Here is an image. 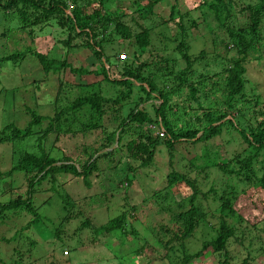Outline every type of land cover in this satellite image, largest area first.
Segmentation results:
<instances>
[{"label":"rangeland","instance_id":"1","mask_svg":"<svg viewBox=\"0 0 264 264\" xmlns=\"http://www.w3.org/2000/svg\"><path fill=\"white\" fill-rule=\"evenodd\" d=\"M255 1L257 0H234L235 3L230 8L232 15L242 19L244 14L238 10L240 6ZM121 2V6L125 7L130 0ZM115 4L119 3L114 1L112 7H115ZM203 5L202 0H160L152 7V16L146 22L152 25L159 18L167 20L170 7L174 6L173 19L167 20L169 22L164 24L165 28L152 27L154 44H161L160 39L156 37L162 32L169 38L174 37L178 31L174 23L180 18L185 27L187 51L192 55H196L199 50L204 51L203 59L195 63L193 78H197L200 71L208 73L207 75L218 71L220 66L225 64L227 57L234 56L231 45L228 44L227 50L222 45L228 41L224 28L227 20H224L221 27ZM124 9L127 12L125 23L131 30H136L135 23L141 22L137 13L133 12V7ZM68 11L69 9H66L65 14H68ZM17 16L14 9H0V58L9 57L0 62V129L7 123H12L19 129L24 128L31 119L30 112L46 117L32 123L31 134L24 139L16 138L12 142L0 143V171L8 170L18 154L24 151L35 154L43 151L47 157L53 159L69 158L79 169V165L90 159L92 154L106 150L99 147L103 137L99 127L80 130L81 132L78 131L74 135L63 131H52L45 136L41 134L53 110L60 109L74 98L77 92L75 85L92 81L95 77L91 74L72 76L67 68L57 72L52 69L43 72L35 53H41L46 59L68 62L72 67L81 66L86 69L98 67V61L91 51L81 46L67 48L63 45L68 33L67 23L58 26L51 19L39 26H26ZM235 18L230 17L229 21L233 22ZM191 22L195 23L191 25ZM206 22H210L211 32L207 31ZM70 43L76 45L80 44V41L75 38ZM102 46L104 53L111 55L109 58L118 60L117 68L121 66V59L125 57L129 60L128 57L132 53H139L130 41L118 44L112 40ZM173 46L174 43H169L166 53L171 51ZM260 47L262 54H253L243 64L245 82L242 94L234 99V109L228 111L229 117L242 113L241 124L248 121L257 124L264 120V42ZM148 50L138 56L140 60H148L156 53L161 54L156 49L150 52ZM16 52L21 53V57L12 56ZM177 64L182 66L180 60ZM205 65L210 66L209 69H205ZM133 93L136 94L135 91ZM183 94L184 92L175 96L170 104L176 103L177 106L185 107L187 114L182 116L180 107L168 110L167 117L173 121L175 127L184 125V119L192 123L193 116L201 114V110H190L188 103L182 102ZM200 103L203 107L207 106V100ZM189 106L196 108L194 103H189ZM146 108L149 110L148 106ZM106 114L107 117H104L102 123L106 127L114 128L116 122L112 120L113 114L111 111ZM75 120L78 122V118ZM132 137L134 133L130 130L126 132L121 141V149L115 150L107 157H98L96 168L84 179L82 175L75 176L60 170L54 173L53 184L48 177L43 180L31 199L39 216L37 222L29 225L26 223L32 217L30 212H6V219L0 221V261L5 264L17 261L19 264H168L162 257L169 255L168 260H178L180 264L183 255L200 251L199 256L191 258L187 264H216L217 258H221L218 255L222 253L213 252L210 246L202 248V245L215 238L220 220H223L228 228L233 227L234 233L232 232L228 243L225 244V252L228 256L234 255V264H239L245 253L251 256L248 264H264V230L258 228H264V222H256L253 226L252 221L260 220L241 206L246 203V199L242 202L241 194L234 200L232 195H227L230 190L225 189V186L230 184L234 190H240L245 188L247 183L236 179H242L240 176L222 174L212 166L206 168L207 176L203 177V174L194 169L190 170L189 166V158L193 154L200 155L206 145L217 150L211 161L230 162L245 147L235 131L227 128L205 143L199 142L193 146L182 141L174 146L170 162L164 146L159 143L151 163L145 167L139 166L137 160H131L124 151L123 144ZM36 143H39L41 148L38 149ZM114 147L113 143L107 149ZM263 165L264 151L252 162L255 176L260 175ZM230 166L226 167L230 169ZM170 171L181 173L190 180L194 179L196 194L191 199V190L183 183L169 185L166 190L170 192V197L167 194L165 199H160L158 194L153 193L160 191L163 194L162 187ZM125 179L128 183L130 181L129 185H126ZM3 181L10 183L12 187L4 189L0 186V201L12 199L16 195L22 198L26 196V185L20 172L14 171ZM210 185H213L215 193H208ZM222 193H225L230 205L241 213L242 221H237L228 210L223 214L219 212L218 198ZM260 196L259 194V199ZM243 198L244 196H241L242 200ZM261 203L257 200V208ZM192 204L196 208L197 224L190 230L188 237L175 239L164 247V241L174 232L178 234L182 230L176 213L186 210ZM254 209L256 214L258 209ZM123 212L128 214L125 227L129 232H125V236H118L117 231L98 234L94 232L96 226L105 224L108 219ZM66 213L69 217L66 222L61 223V218ZM173 216H176L177 221H171ZM84 220L88 222L82 226ZM24 226L26 227L22 228ZM153 233H157V239L152 237Z\"/></svg>","mask_w":264,"mask_h":264},{"label":"trees","instance_id":"2","mask_svg":"<svg viewBox=\"0 0 264 264\" xmlns=\"http://www.w3.org/2000/svg\"><path fill=\"white\" fill-rule=\"evenodd\" d=\"M114 1L119 4H115L116 6L112 7ZM159 1L130 0L125 7L121 6L123 4L121 0L0 1V9H14L18 15L17 17H19L18 19L26 26H39V24H46L51 19L58 26L67 23L68 33L63 40V45L67 48L81 46L91 51L99 64L98 67L92 69H86L81 66L72 67L68 62L46 59L41 53L33 52L42 65L43 72H47L49 69L57 72L60 69L67 68L72 76L91 74L92 77H95L92 81L75 85L77 87L76 95L67 105L53 110L52 115L47 118L46 127L43 129L41 136H45L52 131L55 133L63 131L74 135L80 130L86 131L99 127L103 132L99 147L106 149L99 154H92L90 159L79 165L80 170L76 167L75 162L69 158L53 159L47 157L43 151H39L38 154L25 151L19 153L8 170L0 171V186L4 189H10L12 185L3 180L5 177H10L14 171L20 172L26 185L24 192L26 196L22 198L20 195H16L12 199L7 198L4 201H0V221L6 219L8 212L16 211V214L20 212H30L32 214L31 219L26 221L28 225L29 223L37 222L39 216L32 205L31 199L34 192L37 191L38 185L47 177L53 184L54 173L60 170L75 176L82 175L84 179L96 168L98 157H107L115 150L121 149L122 138L129 130L134 133V137L123 144L124 151L131 160H137L139 166L145 167L151 163L155 148L159 143L164 146L168 162H170L176 144L182 141L191 146L199 142L205 143L218 136L223 130L230 128L244 142L245 147L242 151L236 154L230 162L211 161V158L216 156L217 150L206 145L200 155L193 154L189 158L190 170L194 169L205 177L207 176L206 168L212 166L217 172L222 174H228L231 177L233 175L242 177V179H236L241 183H247V186L240 190H234L233 185H226L225 189L230 190L227 195H232L234 200L241 194V196H244L243 200L240 196V200L244 202L246 199V203L241 206L250 213L252 212L251 214L260 220L252 221L251 224L253 226H255L256 222H264V165L258 177L254 175L251 167L253 160L259 158L264 151V120L257 122V124L250 121L246 124H241L242 113L231 117L228 115V111L234 109V99L241 97L242 94L245 82L243 78L245 66L243 64L253 54L258 56L262 54L260 45H263L264 42V0L248 2L240 6L238 10L244 14L242 19L235 18L231 13L230 8L235 3L234 0H202V4L205 5H203L204 9L212 14L221 27L224 24V20H227V25L224 28L228 41L222 43V45L225 50L228 49V44L231 45L234 56L227 57L225 64L220 66L218 71H213L209 75L200 71L197 78L192 77L195 74V63H199L203 59L204 51L199 50L196 55H192L187 51V43L184 36L185 27L182 25L180 18L174 23L178 30L174 37L169 38L165 32H162L156 37V39L161 40H159L161 44H154L155 36H152V27L162 26L165 28L164 24L173 19L174 12V6H171L167 19L169 21L159 18L152 25L146 24L149 17L152 16V7ZM129 7H133V12L137 13L141 21L140 23H135L134 27L136 30H131L130 26L125 23L127 12L124 8L130 9ZM66 9H69L68 14H65ZM230 17L235 18L233 22L229 21ZM194 23L191 22V25ZM206 24L207 31L211 32L210 22H206ZM75 38L79 39L80 44L74 45L70 43ZM112 40L117 41L118 44L130 41L139 50V53H132L128 57L129 60L125 57L121 59V66L117 68L118 60H112V57L109 58L111 55L105 54L102 46L103 43H108ZM169 43H174V46L171 51L166 53L169 49ZM154 49L159 50L161 54L156 53L152 57L153 59L150 58L148 60H140L138 57L145 51L148 50L150 52ZM14 55L21 57L19 52L12 54V56ZM8 58L1 57L0 62ZM179 60L182 62V66L177 64ZM213 65L215 64L213 63ZM209 67L208 65L204 66L205 69H209ZM183 92L182 102H187L190 110H201V114L194 115L191 120L192 123H189L188 119H184V125L175 127L173 121L167 117L169 115L168 110L180 107L182 116L187 114L185 107L177 106L176 103L170 104L175 96H179ZM203 100H207L206 107H203L200 103ZM189 103H194L196 108H191ZM146 106L149 107L150 111ZM204 108L207 110L204 111ZM110 111L113 114L112 120L116 122L114 128L106 127L102 123L104 117H107L106 112ZM30 115L31 119L22 129L15 127L12 123L5 124L0 129V143L12 142L16 138L24 139L31 134V124L46 117L35 115L33 112H30ZM75 118H78V122ZM109 121L111 122V119ZM74 126L75 129H73ZM159 132L162 135H159ZM113 143L115 144L114 149H107ZM36 147L38 149L41 148L39 143H36ZM226 166H230V169ZM129 170L131 171L132 168H129ZM124 181L126 185L130 184L127 179ZM177 183H183L189 187L191 190L190 199L196 194L194 179L190 180L175 171L167 173L165 185L162 187L163 194L160 191L153 193L158 194L160 199H165L167 194L170 197V192L166 189L170 187L169 185L172 186ZM209 192L215 193L213 185L208 188ZM259 194L261 195L260 199L258 197ZM218 199L220 203L219 212L221 214L228 210V213L231 216H235L237 221L243 220L241 213L237 212L233 205H230L225 193H222ZM257 200L262 202V205H259L258 208L256 205ZM254 208L258 209L256 214ZM195 209L192 204L186 210L176 213L182 230L178 234L174 232L164 241V247L174 242L175 239L181 240L189 236L190 230L198 222ZM69 215L66 213L60 222H66ZM127 216L128 214L126 215L125 212L120 213L108 219L105 224L96 226L93 230L97 234L117 231L118 236H125L129 232L125 227ZM175 217L170 218L171 221H177ZM87 222V220H84L81 225L85 226ZM258 228L264 230L261 226H258ZM130 232L135 233L134 231ZM232 232L233 227L228 228L227 223L220 220L215 238L203 243L202 248L210 246L213 252L222 253V255H218L221 258H217L216 264H234V255L228 256V253L225 252V244L228 243ZM166 233H168L167 229ZM152 237L157 239V233H153ZM199 254L200 251H196L192 254L183 255L180 264H187L188 260L199 256ZM250 257L248 253H245L239 264H248ZM162 258L168 264L179 263L178 260H168L170 258L169 255H165ZM0 264L5 263L0 261ZM13 264H19V262L17 261ZM115 264L121 263L116 262Z\"/></svg>","mask_w":264,"mask_h":264},{"label":"built area","instance_id":"3","mask_svg":"<svg viewBox=\"0 0 264 264\" xmlns=\"http://www.w3.org/2000/svg\"><path fill=\"white\" fill-rule=\"evenodd\" d=\"M159 135H162V133H161V132H159Z\"/></svg>","mask_w":264,"mask_h":264}]
</instances>
